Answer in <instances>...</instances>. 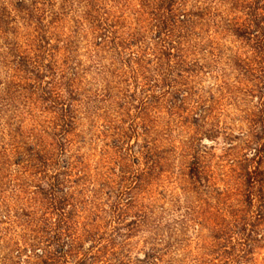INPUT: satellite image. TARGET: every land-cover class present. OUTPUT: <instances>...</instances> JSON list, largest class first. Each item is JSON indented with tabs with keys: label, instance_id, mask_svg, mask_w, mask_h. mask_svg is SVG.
I'll use <instances>...</instances> for the list:
<instances>
[{
	"label": "rangeland",
	"instance_id": "rangeland-1",
	"mask_svg": "<svg viewBox=\"0 0 264 264\" xmlns=\"http://www.w3.org/2000/svg\"><path fill=\"white\" fill-rule=\"evenodd\" d=\"M158 2L0 0V264H143L151 246L178 239L183 244L164 250L161 264L219 262L203 246L221 218H259L253 229L264 238V184L252 203L239 201V175L255 165L247 159L254 154L258 81L226 60L229 53L245 58L248 48L223 31L214 36L225 54L221 63L174 78L180 88L215 96L212 115L196 131L191 118L182 123L170 115L168 97L159 96L171 83L162 73L167 61L129 60L132 52L159 48ZM143 88L152 97L136 119ZM65 110L75 119L64 138ZM134 120L151 128L160 165L139 204L127 207L117 183L135 165L114 141L122 145L121 132ZM188 142L194 149L184 157ZM195 148L205 169L201 185L185 168ZM139 209L151 219L127 235L122 218ZM252 257L251 264L264 263V241Z\"/></svg>",
	"mask_w": 264,
	"mask_h": 264
},
{
	"label": "trees",
	"instance_id": "trees-1",
	"mask_svg": "<svg viewBox=\"0 0 264 264\" xmlns=\"http://www.w3.org/2000/svg\"><path fill=\"white\" fill-rule=\"evenodd\" d=\"M155 5V12L158 14L164 12L157 25L156 37L159 48L149 55H146L148 53L146 50L142 54L132 52L129 60L135 59L137 63L143 58L147 61L156 60L158 63L161 60L167 61V68L162 70V73L166 78H170L171 83L167 85L166 90L161 88L162 92L159 96L162 99L168 97L170 115L177 114L182 123L191 118L196 131H199L197 129L212 115L216 102L215 96L196 86L188 87L189 89L180 88L174 78H182V75L197 77L200 73L215 67L212 65L221 63L225 54L214 36L223 31L242 41L248 48L245 58L229 53L226 60L228 63H233L232 67L234 66L239 74L253 76L258 81V84L254 85L259 95L256 102L258 111L254 114L256 120L250 121L255 128L250 141L254 154L247 159V162L253 161L255 165L245 166L239 175L240 185L245 188L242 193L244 198H240L239 201L252 203L253 190L264 184V0H159ZM210 26L213 27V33L206 30V27ZM149 91L143 88V95L146 94V96L140 99V107L135 106L136 110H139L136 113V119L141 118L140 114H143L152 97ZM134 97L131 95L132 99ZM184 109L188 110V115H179V112ZM66 112L68 114H65V120L59 127V135L64 138L73 130L75 119L69 110ZM135 121L126 130H122V145H120L121 139L114 141V148L123 152L125 157L132 158L135 165V168L130 170L124 168L121 172L122 179L117 183L122 189L119 199L122 200V206L127 207L139 204L142 186L149 181V177L160 165V159L156 154L157 140L151 128ZM243 136H249V134L244 132ZM133 137L137 139L136 145L128 142ZM186 146L188 148L183 145L182 150L187 155L184 153L182 155L189 157L188 150L192 151L194 147L190 142ZM141 158L143 166L136 167L141 163ZM185 165L187 174L195 183L201 185L206 180L198 149L195 148L194 154ZM150 219L146 218L143 209H139L134 218H122V227L127 235H131L145 226ZM185 219L202 225V222L198 220L200 218ZM256 220L259 218H221V222L216 223L214 232L209 237L211 240L208 242L205 239L206 244L203 246L207 249L206 254L216 255V260L219 262L213 259L206 263H253L252 255L256 247H260L261 242L264 241L263 236L256 234L253 229ZM186 226V222H181L179 231L185 233ZM175 243L183 244L178 239L174 243H168L163 249L151 246L146 251L145 258L140 261L143 264H161L163 251L176 247ZM196 260L204 262L200 258ZM169 264H175V259L169 260Z\"/></svg>",
	"mask_w": 264,
	"mask_h": 264
}]
</instances>
